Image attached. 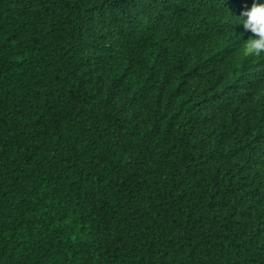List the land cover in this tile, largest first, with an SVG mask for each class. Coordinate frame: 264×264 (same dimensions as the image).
<instances>
[{"label":"trees","instance_id":"16d2710c","mask_svg":"<svg viewBox=\"0 0 264 264\" xmlns=\"http://www.w3.org/2000/svg\"><path fill=\"white\" fill-rule=\"evenodd\" d=\"M252 4L0 0V264H264Z\"/></svg>","mask_w":264,"mask_h":264},{"label":"clouds","instance_id":"9594fccd","mask_svg":"<svg viewBox=\"0 0 264 264\" xmlns=\"http://www.w3.org/2000/svg\"><path fill=\"white\" fill-rule=\"evenodd\" d=\"M246 32L251 35L244 40L239 53L244 58L264 56V2L253 0L252 7L239 17Z\"/></svg>","mask_w":264,"mask_h":264}]
</instances>
